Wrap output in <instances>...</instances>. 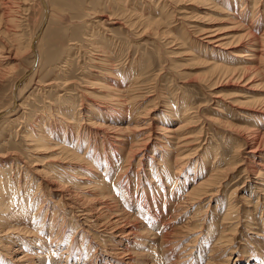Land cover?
<instances>
[{
	"label": "rangeland",
	"instance_id": "rangeland-1",
	"mask_svg": "<svg viewBox=\"0 0 264 264\" xmlns=\"http://www.w3.org/2000/svg\"><path fill=\"white\" fill-rule=\"evenodd\" d=\"M46 1L48 3V15L44 16L39 0H0V52L10 49L11 54L14 53L12 59L5 64L3 59L0 60V68L6 67L5 71L0 69V110L9 106L12 101L14 82L32 65L34 60L32 52L24 45L31 40V36L33 37L39 28L41 29L39 38H36L35 41L37 42V49L35 48L37 60L35 64L33 63V71L31 70L30 76L19 86L18 90L20 92L17 102L22 106L19 107L16 116L10 117L11 119L16 117L18 120L13 126L9 122H4V119L0 117V166H4L5 169L9 163L15 160L23 163L21 159H25L28 160L29 167L39 169V164L47 166L55 160L53 157L57 156V149L53 146V142L49 141L47 149L36 153L35 160L37 161L33 165L35 162L28 159V141L22 138L21 133L27 130L25 128L33 129L36 119L45 118L46 115L51 117L52 114V120L61 121L60 117L53 114L57 106L61 105L62 110H64V106L71 109L72 104L81 112H85L89 106H106L111 112V109L118 106L117 104L112 106L111 103H115L117 100L123 101L126 95L131 98V95L135 94L136 97H132V100L129 98V105L128 103L122 104L124 110L132 106L136 112H139L135 116H138V119H135L139 123L145 118L151 117L152 119L154 115L150 127L155 128L156 125H159L157 117H165L168 113L167 109H173L184 104L181 101L183 98L191 107L190 110H193V114L197 115L189 122V128L186 129L189 133L187 134L189 143L186 148L181 149L184 154L189 153L184 159V165H186L185 170L182 169L184 172L177 173L179 174L178 182L181 187L183 185L184 187L181 188L176 183L170 184L174 188L173 190H176L178 186L180 189L178 195L167 192L163 199L162 185L166 189L170 187H166L164 179L162 185L157 184V176L162 174L158 173L156 177L152 176V173H157L159 169L161 173V168H157L154 159L159 158L162 148L155 149L154 152L151 151V147H148L144 152L140 151L139 148L132 147L116 148L115 150V148L111 149V146L117 147L114 145L117 139L100 136L97 139L90 134L89 140L92 142L91 145H94L93 148L99 151L98 156L103 158L102 152L108 156L110 165L108 164L106 171L115 170H112L113 173L110 176L106 174L107 178L112 180L117 174L118 184L124 187L122 189V186L119 185V190L118 187L116 188L118 193L111 189L112 192L110 191L109 194L116 197L115 204L119 205L120 208L122 207V210L125 209L126 212L129 210L137 211V205L134 204V201H141L144 205L155 203L157 199L161 202L163 200L162 203L176 202L178 196L183 194L186 188L189 190L192 183L202 176L198 172L202 166L203 153L207 150L210 154L208 155L209 163L205 174L210 172L213 160L220 168L228 166L233 170L222 174L219 180L221 183L215 188L216 192L213 194L216 199H219V203L216 204L215 199L210 201L211 208L206 215L203 227H194L190 230L189 227L182 228L180 232L181 238H184L182 243L194 236L201 235L199 240L206 247L203 252H199L202 254L193 264H204L212 244L223 228L222 217L227 202L235 203L236 201V204L240 205L239 209L243 210L244 216L247 215V213L245 214V205L239 199H235V195H245V200H249L247 204H250L251 212L243 220L251 223H246L247 225L244 223L238 227V233L233 238L232 244L237 251L233 252L231 257H239V263H244V261L245 263L259 262L264 259V159L258 160L257 156L253 158L249 153V150L254 148L264 153V136H261L260 133V131H264V61L259 62L261 56L258 55L255 59L248 60L251 63L246 64L237 62L238 60L227 59L228 66L234 68L232 75H230V73L220 69H212L209 61H213L211 59L213 53L210 55L208 51L202 53L197 48L198 44L201 43L200 39L204 36V31L218 30L213 33L217 34L219 38L228 37L226 38L227 41H240L238 42V50L241 54H246L245 58L250 57L249 54L252 51L248 50L247 45L251 37L248 36L249 33L247 32L250 31L249 28H252L253 31V26L258 27L257 34L264 29V0H257L255 3H252L253 0H244L245 4L236 0L235 5L229 6L230 9L225 8L223 4L220 5L224 9L217 8V6L212 5L215 4V0ZM251 10L254 11V16L256 15L253 19L250 17ZM240 18L242 19L239 21ZM98 20H105V23H98ZM128 23H133V25L129 26ZM247 27L249 28L247 29ZM226 33L228 34L226 35ZM15 37L17 38L15 39ZM91 41L93 45H97L99 48H93V45L90 44ZM208 47L213 50L224 51L213 45H208ZM101 55L107 59L105 63L97 61ZM221 61L224 60L219 59V62ZM245 67L247 70L242 69ZM130 70L138 72L136 75L138 80L136 81L139 82L131 85L130 89L125 91L126 94L122 96L123 98L116 99V94H114L115 96H104V93L110 90H106L102 84L115 85L119 83V86H114L115 90L118 88L126 89L125 84L128 80L126 77L131 72ZM44 107L51 108L52 112L46 111ZM125 114L126 112L124 115L122 114L121 120L114 123L122 131L112 129L106 132H111L114 137H129L131 133L123 128L129 123ZM177 121L178 119L173 120L170 126L175 128L178 124ZM106 125H113V123H106ZM174 141H172V153L175 151ZM78 152L81 153V150ZM151 155L153 157L150 158ZM246 156L250 159H247ZM140 157L141 162L137 163ZM146 159L149 160L148 163ZM195 163L198 165L194 168L196 170L193 175V169H190V166ZM258 163H262V175L260 177L255 176L257 172L254 171L255 167L260 168ZM84 164L80 163L76 166L77 172H82V175H77L75 177L76 183L69 185L72 191H81V189L94 191L91 190V185L86 184L85 178L87 177H84L86 175L83 174H87L88 167ZM161 165L162 163L159 164L160 167ZM244 168H246V172L248 171L247 173L243 171ZM9 174L17 175L21 180V185L25 183V176L16 171V168H13ZM28 174L35 175L32 171H29ZM137 176L138 182L135 181ZM40 177L44 178L41 175ZM40 177L37 178L34 185L31 183L25 187L33 189L36 187V183L40 181L39 194L46 193L48 196L46 201L49 205L51 200H58L59 195L51 193L49 189L47 190L48 185L41 181ZM182 180H184L183 183ZM237 186H239V189L236 190L237 193H231L232 187ZM252 186L262 187L261 192L263 193L260 195ZM25 190V188H20L18 193ZM36 191L38 193L39 190ZM201 203L200 205L207 204V199ZM215 205L216 214H213L211 210ZM172 207L173 204L166 209V213L160 217V220L171 213ZM139 212L141 213V211ZM249 217L252 219L250 220ZM72 218L66 220L62 226L55 227L56 230L59 229L55 233L58 236H63V244H68V242L70 245L75 244L73 248L75 247V250L83 256L82 248H90L85 260L90 261L91 264L119 263L116 257H118L117 253L121 249H119L118 244H113L110 241L112 237L109 233L111 232L110 228L103 231V228L94 222H86V224L79 226L77 224H81V222L75 223ZM143 218L144 216L140 219ZM197 218L201 217L197 216ZM198 222L192 221L191 225L195 226L194 224ZM0 226L1 230L4 228V223H1ZM33 226L35 225L31 223L28 227L33 229ZM224 226L226 225L224 224ZM45 227H47V231L50 230L48 225ZM81 233L85 235L84 238H81ZM173 235L174 232L169 233L161 239V243L168 242L171 244ZM146 237L147 234L140 235V242L152 244L138 249L139 253L135 255V264H138V260H143L145 256H148L149 259L159 258L157 251L160 249L158 243L160 239L157 238L158 236H148L152 240L145 239ZM79 243L82 245L79 246ZM60 247L63 248V246ZM152 247L155 248L153 252H151ZM0 249L3 250L4 248L0 247ZM79 252L70 258L67 264H82L83 256L78 258ZM171 252V255H165V260L160 259L154 264H168L165 262L167 258L173 260L178 253L176 249ZM119 255L125 260L128 258L123 253ZM105 260L109 261L105 262ZM63 262L65 261H61V263ZM123 263V261L120 262V264Z\"/></svg>",
	"mask_w": 264,
	"mask_h": 264
},
{
	"label": "bare ground",
	"instance_id": "bare-ground-1",
	"mask_svg": "<svg viewBox=\"0 0 264 264\" xmlns=\"http://www.w3.org/2000/svg\"><path fill=\"white\" fill-rule=\"evenodd\" d=\"M215 1H216L215 4L213 3L212 5H215L217 6V8L220 9H224L220 4H223L225 5V8L228 7L230 9L229 6H231L232 4L235 5L237 2L236 0L235 1L215 0ZM240 1H242L241 4H245L244 0H240ZM256 1L257 0H253L252 3H255ZM39 4L41 5L44 16H47L48 15L47 1L39 0ZM204 4H208V3H204ZM253 12L251 10L250 17H252V19L255 18L256 16V15L254 16ZM159 13L161 14L162 12ZM234 15L236 16L237 14ZM244 17H245V12H244ZM241 19L242 18H240L239 21ZM104 21L105 20L103 21L98 20L97 22L101 23ZM128 24L129 26L133 25V23H128ZM248 28L249 27H247V29ZM249 29L250 31L248 30L249 32L247 33H249L248 36H250L251 38L249 39V43L247 42L248 43L247 48L248 50L252 51L251 54L248 53L250 57L245 58L246 54L243 53L241 54L240 50H238L239 47L238 42L240 41L237 42H232L231 40L227 41L228 39L226 38L228 37L219 38L217 34L213 33L218 30L204 31L203 32L204 36L200 39L201 43L198 44L197 48L202 53H205L206 51L209 52L208 53L209 55L213 53L212 54L213 56L211 58L213 59V61H209V65H211L212 69L214 70L220 69L232 75L234 68L228 66L227 59L232 61L238 60L237 62L246 64V63H251L248 60L255 59L256 57L261 56L259 62L264 61V53H263L264 29L259 34H257L256 32V30H258L257 26L255 27L253 26V31L252 28ZM40 32L41 29L39 28L38 32H36L33 35V37L31 36V40L28 41L26 45H24L32 52L34 58L33 60L34 64L36 63L37 60L36 57L37 50L35 52V48L37 49L36 47L37 42L35 41L39 38L38 35H40ZM227 34L228 33H226V35ZM16 38L17 37H15V39ZM90 44L93 45V42ZM208 45L219 47L224 51L213 50L211 47H208ZM97 47H98L97 45L96 46L93 45V48L97 49ZM19 48L22 47L19 46ZM17 50L15 51L17 52ZM5 51L2 50L0 52V60L3 59L4 64L9 62V60L12 59V54H14V53L11 54L12 51L10 49H7L6 52ZM102 55L100 58H98L97 61L101 63H105L107 59L105 58V56ZM219 59H223L224 61L219 62ZM33 63L22 75H20L18 80L14 82L12 101L9 104V106H6L5 108H2L0 110V117L4 119V122L5 121L9 122L10 125L14 126L15 121L18 120V118L16 117L12 119L10 117L16 116V112L18 111L19 107L22 106L17 102L19 99L18 97L20 92L18 91L19 86L22 83H24L25 80L28 79V77L30 76L31 74L30 72L33 68ZM2 67H4V69L3 68L0 69H3L5 71L6 67L5 66ZM242 69L247 70V67ZM130 71L131 72L127 74L126 77L128 79L127 83L125 84L126 89L121 90L120 88H118L117 90H115L116 89L115 85L119 86V83L115 85L102 84V86L106 90H110L109 92L104 93V96L109 97L116 94V99L125 96L126 94L125 91L129 90L131 85L137 84L139 82L136 81L138 80V77H136L138 72L133 70ZM121 75L123 76L122 72ZM131 96L136 97L135 94H132ZM124 98L125 100L123 101L117 100V102L111 103L112 106L115 104L118 105L116 108L111 109V112L109 108H106V106L104 107L89 106V108L86 109L85 112H81L80 110L78 111L79 108H75L74 106H72V104H71V109L68 106H64L65 108L64 110H62L61 105L57 106V108L54 109L56 110L55 111L56 114L55 113L53 114L55 116L60 117L61 121L56 122L52 120L51 119L53 117L52 114L51 117L46 115L45 118L36 119V122H34L33 129L25 128L27 130L21 133L22 138L25 141H28L27 144V150L29 151L28 159H30L31 162L37 161L35 160L37 157L36 153H38L39 151H43L44 149H47L49 141L53 142L54 144L53 146H55V149H57V156L53 157L55 158V160H53L52 163L48 164L47 166H43L42 164H39L40 166L39 169L33 168L31 166L29 167V162L28 160L25 159H21V162L23 163H20L19 160L18 161L15 160L9 163L8 167L7 168L5 167V169L4 166H0L1 168L0 169V225L1 223H4V228L0 230V247L4 248L3 250L0 249V264H67L70 258H72L74 255H77L79 251H76L75 247L73 248V245L75 244L70 245V243L68 242V244L64 243L65 244L64 245L62 243V241L64 240L62 239L63 236L60 234H59L60 236H58V234L55 233V231L59 230V229L56 230L55 227L62 226V224L66 222V220H69L72 217H73L72 220L75 223L81 222V224L80 223L77 224L79 226L86 224V222L89 223L94 222V224L98 225L99 227H102L103 231L106 230L107 228H110L111 232L109 233H111L112 235L110 241L113 244H118L119 249H121V251L117 253V256L119 258L116 257V260L119 261L118 264H120V262L122 261L124 262L123 264H135L134 263V261L136 260L135 255L139 253L138 249L142 246H147L148 244H152L149 242H146L145 244L142 243V241L140 242V235H146V234L147 237L145 239L149 240L151 236L152 237L158 236L157 238L160 239V242H158L160 244V249L159 251H157V255L159 258L149 259L148 256H145L143 260L142 259L138 260V264H154L156 261L160 259L165 260L164 259L165 255L166 254L168 256L171 255L172 253L171 251L175 249L178 251L177 255H175L176 258H173V260L167 258V261L165 262H168V264H193L200 257L202 253L200 254L199 252H203L206 247L199 240L201 235L194 236L185 243H182L184 238L183 239L181 238L182 236L180 235V232L183 227H189V230L193 229L194 227H203L206 215L209 212V208H211L210 201H213L212 199H215L216 204L219 203L218 201L219 199L218 198L216 199V196L213 194L214 192H216L215 188L218 187L219 183H221L219 180L222 174H226L232 171L233 169H230V167L228 166H225L224 168H220V166H217L214 163L215 160H213V163L211 164L209 170L210 172L205 174L207 165L209 163L208 155L210 154V152L206 150V152L203 153L204 154L203 158H201L202 166H200L198 172V174L201 173L202 176H200L198 180L192 183V186L189 190L188 188H186L183 191V194L178 196L176 202L174 201L175 203L174 202L171 203V201L167 203H162L163 200L161 202L158 201L157 199L155 203L144 205V203H142L141 201H134V204L137 205L136 212L130 211L129 209H128L129 211L127 212L124 211L125 209L122 210V207L120 208L119 205L115 204L116 197H113L112 195L109 194L111 189H114V191H116V188L118 187L119 190L120 184H118L119 181L117 180L118 176L114 172L116 174L114 175L115 178H113L112 180L107 178V175L109 176L112 175L113 171L115 170L111 169L110 172L109 170L108 172L106 171L109 164L107 158L108 156H106L105 152H102L101 156L103 158L98 156L99 151L93 148L94 145H91L92 142L89 140V135L92 134L93 137L94 138L97 137V139L98 136L104 138L110 137L117 139L115 143L113 142L114 145L117 147L111 146V149L115 148V150L116 148L122 149L125 147L128 148L132 147L135 149L139 148L140 151L144 152V150H146L148 147H151L152 149L151 151L154 152L155 149L157 150L162 148L160 149L161 154H159L158 156L159 158L154 159L156 160L157 168L158 169L161 168V173L159 172L160 169L157 171V173H152V171L151 173L153 174L152 175L153 177H156L158 173L162 174L157 176L158 177L156 179L157 184L162 185L163 184L162 182L165 180L164 183L166 184V187L168 188L170 187L169 189H166L162 185L161 188L163 191L162 195L164 199V196L167 192L170 194L178 195V191L180 190L178 188V186H180L178 182L179 180L178 175L184 172L182 170V169L185 170L186 168V165H184V159L186 158V155L189 154V153L184 154V152H182L181 149L186 148L187 144L189 143V139L187 136V134L189 133L186 131V129L189 128L188 126L189 122L193 118H196L197 115V114L196 115L193 114V110H190L191 107H189L187 105L186 100L182 98L181 101L184 102V104H181L179 107L173 109L170 108L167 109L168 113L165 117L164 116L157 117L159 125H156L155 128H151L150 127L151 120L154 119L155 116L153 115L152 119L151 117L148 118L150 121H147L148 119H146L145 116L144 121L139 123L138 120H136L138 119V116L135 117L136 115L139 114V112H136L132 108V106L127 108V110H124V106L122 105L123 103H128L129 105V102L132 99L130 98L129 95H126ZM44 108L46 111L52 112L51 108H46V107ZM125 112H126L125 116L128 117L129 123L126 122L127 124L126 126L124 125L123 128L127 132L131 133L130 136L127 138H119V137H114V135H112L111 132H106L107 130H112V129L118 131L121 130L119 129L120 127L115 126L114 123H117L119 120H121L123 118L122 114L124 115ZM175 119H178L177 121L178 124L176 125L175 128H172L170 126V123H172V121ZM131 121H133L134 123H132ZM106 123H113V125H106ZM260 133L261 136H264V131H260ZM174 140H176L177 142L175 143ZM172 141H174V145H175L174 153H172L173 150L171 148L173 147ZM78 150L79 151L81 150V153H79ZM249 153H251L250 156L253 158L254 156L255 157L257 156L259 158L258 160L264 159V153L259 152L257 148L249 150ZM142 155H144V153H142ZM151 157L153 156L151 155L150 158ZM247 159L250 158L247 157ZM148 161L149 160H147L146 162L148 163ZM140 162H141V157L137 160V163ZM80 163L83 164L85 163L84 165L88 167L87 174H83V175H86L84 177L88 178V179L85 178L86 184L91 185V190H94L93 192L88 190L87 192L86 190L83 189H81V191H75V190L72 191L69 188L70 184L74 185L76 183L75 177L80 174L82 175V172H77L76 169V166L80 165ZM160 163H162L161 167L159 166ZM35 164L36 162L33 165ZM197 165L198 164L195 163L190 166V169H193V175H194V171L196 170L194 168H196ZM258 165H260V168L255 167L254 171L257 172L255 176L260 177L262 175L261 173L262 163H258ZM13 168L14 169L16 168V171L21 173V175L25 176L24 182L26 184L22 183L21 185L20 182L21 180L17 175L9 174ZM29 171H32L35 175L31 176L30 174H28ZM243 171L245 173L248 172V171L246 172V168H244ZM178 172L179 174H177ZM40 175L43 176L44 178L42 179ZM38 177H40V180L44 181L48 185L46 187L47 190L49 189L51 193H56V195H59L58 200H51V204L47 205L48 201H46V198H48V196L46 195V193L39 194L40 193L39 186H41L40 181L36 183V187L33 189L31 187H27V188L25 187V185L29 186L31 185V183H33L34 185V182L37 181ZM137 178L138 176L135 178L136 182H138ZM183 181L184 180H182L181 182L183 183ZM174 183L178 185L176 190H173L174 188L171 186L172 184L174 185ZM182 187H184V185ZM238 187L239 186L234 188L232 187L231 193L233 192L236 194L237 193L236 190ZM252 187H255L256 188L255 191L258 192L259 194L263 193L261 192L262 187L259 186H252ZM20 188L22 189L25 188L26 190L18 193V190ZM121 188L123 189L124 187L122 186ZM36 190H39L38 193ZM125 191L127 192V190ZM117 193L116 195H118ZM214 196L215 198H213ZM245 197H246L245 195L244 196L235 195V199L236 200L239 199V201H241V203L245 205L244 206L246 210L245 214L247 213L248 215V213L250 214L251 212L249 209L250 204H247L249 203V200H245ZM206 199H207V204L200 205V203ZM242 199H244V201H242ZM236 203H237L236 201L235 203H232L230 201L227 202V205L225 206V210L223 212L224 216L222 217L223 228L221 229L219 236L215 239L214 243L212 244L209 250L210 252H208L209 253L207 256L208 258H206L204 264H264V259H261L259 262L250 261V263L249 262L245 263L244 261V263H239L240 262L239 257L236 258L231 257L232 253L237 251V249L233 247L232 244L234 242L233 238L236 237L235 235L238 233V227L241 226V224L245 223V225H247L246 223H248V221L243 220L247 215L244 216L243 210L239 209L240 205H237ZM171 204H173V207L171 208L172 209L171 213L167 215L165 218L163 217L164 219L162 218L160 220V217L162 215L164 216V214L166 213V209ZM215 209H216V205L211 210L213 214H216ZM139 211H141L143 215ZM140 215L144 216L143 218L144 221L143 219H140L142 217V216L139 217ZM67 216H70V218H67ZM197 216L201 218L198 219ZM192 221H197V222L200 221V222L194 224L195 226H192L191 225ZM31 223L35 225L33 226V229L28 227L30 226ZM250 223L251 222H249L248 224ZM44 224H46L45 226L48 225L50 230L47 231L46 229L47 227H45ZM224 224L226 226H224ZM152 230L154 231L151 232ZM171 232H174L171 244H168V242L161 243V239L166 237ZM160 233L162 234L159 235ZM84 236L85 235L81 233V238H84ZM192 242L193 244H191ZM81 245L82 244L79 243V246ZM60 246H63V248ZM89 249L87 247L82 248L83 250L82 253L84 254V256L81 255L80 252L78 254L80 255L78 256V258H81V256H83L82 264H91L90 261L85 260V257L88 255ZM154 249L155 248H153L151 252H153ZM219 252L221 253L218 255ZM121 253L128 256L127 260L123 259V257L119 255ZM114 256H116V254ZM61 261H65V262L61 263ZM107 261L109 260H105V262Z\"/></svg>",
	"mask_w": 264,
	"mask_h": 264
}]
</instances>
